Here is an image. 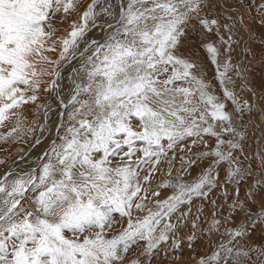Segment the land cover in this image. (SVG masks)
<instances>
[{
  "label": "snow or ice",
  "instance_id": "1",
  "mask_svg": "<svg viewBox=\"0 0 264 264\" xmlns=\"http://www.w3.org/2000/svg\"><path fill=\"white\" fill-rule=\"evenodd\" d=\"M209 3L109 0L105 6L104 0H91L70 30L57 36V23L79 11L80 0H0V125L18 115L14 110L22 104L38 99L45 65L78 57L80 68L73 72L82 76L80 82L73 79L64 105L73 111L65 125H58L63 135L57 132L37 167L0 174V264H146L127 256L142 242L140 255L152 257L177 227L170 218L217 186L216 166L227 164L228 182L239 184L252 176L256 161L244 167V134L234 122L254 105H241L227 86L233 66L230 58L221 64L219 57L221 46L224 53L231 49L232 29L205 11ZM101 13L108 19L98 25ZM98 26L107 28L102 41L88 39ZM197 31L200 46L216 65L224 98L235 105L232 110L210 90L198 59L185 50L189 34ZM57 45L60 55L54 62L46 53L57 51ZM52 75L58 77L59 70ZM186 140H191L188 151L203 144L208 150L198 159L211 163L191 183L158 185L173 191L152 199L154 208L148 207L146 201L160 192L146 185L168 151ZM196 163L188 159V165ZM259 168L264 173V153ZM188 170L182 165L181 174ZM238 205L251 222L236 225L234 216L221 221L214 212L206 232L218 242L210 239L209 251L196 264H264V240L257 245L251 239L257 225L264 231V198L255 220L247 201L237 196L231 207ZM188 215L183 212L177 220ZM229 221L235 226H226ZM173 246H178L175 241Z\"/></svg>",
  "mask_w": 264,
  "mask_h": 264
},
{
  "label": "rangeland",
  "instance_id": "2",
  "mask_svg": "<svg viewBox=\"0 0 264 264\" xmlns=\"http://www.w3.org/2000/svg\"><path fill=\"white\" fill-rule=\"evenodd\" d=\"M210 1L205 11L210 16L217 17L221 25L228 24L232 29L231 49L229 52L224 53V47L221 46L220 51L223 55L219 57L221 64H223L225 58H230L229 62L233 66L232 70L228 73L231 83L227 86L235 93L241 105L245 101L249 105H253L252 101H255V107H251L250 110L245 109L242 118L234 122L237 130L244 134V139L240 141L243 153L247 156V159H244V167H248L252 160L256 161L251 166L253 174L246 180L236 184L235 182L225 180L227 164L216 166V171L212 175L217 177V186L212 187L210 190L206 188L205 191L208 192L207 197H194L189 204L182 206L170 218V222L177 225V227L174 232L169 233V239L158 245L150 258L140 255L142 251L141 242V246L134 247L128 254V260L139 258L141 261H145L146 264L149 260L150 264H196L197 260L209 251V240L218 242L217 236L213 235L209 237V234L206 232L213 219L214 212L216 213L215 218L221 221L224 220L225 216H234L236 225L240 224L241 221L250 223L251 221H248L245 216L246 209H241L239 205L236 209L231 207L233 200L238 196L240 201H247V208H250L253 213L252 220H255V213L259 210L262 198H264V183H257V181L264 180V173L259 168V155L264 153V116L261 114L264 111V19H262L264 18V9L260 8V5L264 2H261V0ZM251 1L255 3H250ZM90 2L91 0H80L79 11L72 13L62 24L57 23V27L59 28L57 36L63 35L67 30H70V23L74 20H79L80 12ZM108 2L109 0H104L105 6ZM111 2L118 3L119 0H111ZM239 9L240 12L244 13L243 16L245 17L243 20L244 22L246 21L249 29V32L245 34L240 33L238 29L240 23L236 15H239ZM107 19L108 17L102 13L98 17L100 23ZM94 29L95 32L89 34L88 38L90 40L91 37L95 39L100 34V40L98 41H102L107 32L106 26L104 28L98 26ZM221 32L227 37L228 33L225 29L221 28ZM200 39L198 31L190 33L189 38L185 42V50L198 59L203 68L205 79L210 85V90L215 93L221 102L225 103L227 109L232 110L235 105L232 101L224 98L220 84L215 78L216 65L210 63L206 52L200 46ZM210 39L216 40L217 38L212 36ZM239 53L241 57L237 61ZM46 54L54 62L59 60V45H57V51ZM62 62L63 60H59V64L52 63L44 66L47 69V74L40 77V86L35 93L38 99L35 102L29 101L26 104H22L18 109L14 110L18 115H10L9 119L0 125L1 174L9 171L19 172L21 170L32 169L31 167H29L30 169L23 168L29 166L37 158L40 150L48 142L53 123L57 116L56 114L60 108L59 101L66 99L65 104H67L73 88V79L77 82H80L82 79V76L73 72V69L80 68L81 61L79 58L68 69L60 71L58 77L52 75L54 70H59L60 63ZM53 81L56 83L55 88L51 87ZM58 87L59 91L60 87L62 89L61 100L59 98L58 100L54 99V94ZM31 94V92L28 93V95ZM58 102L59 104L56 105ZM76 106L78 107V105ZM71 111H73L71 105H68L66 109L64 108L65 116H59L57 123L65 125L67 123V113ZM46 112L47 117H45ZM60 121L62 122L60 123ZM41 125H45L43 132L40 130ZM13 128H16L17 131L8 135ZM58 132L60 135H63L62 128L59 127ZM52 134L56 136L55 128H53ZM37 138H39L40 143L36 142ZM52 142H49V144ZM162 143L166 144V142ZM208 143L210 146H214L215 140L208 138ZM190 144L191 140H186L184 144L177 146L173 150H169L167 156L161 159L158 170L153 175L150 184L146 185L150 190L157 189L160 192V196L150 197L146 201L148 207L154 208V205L151 203L152 199H163L171 195L173 191L171 188L158 189V185L165 182L175 183L177 180L183 183H191L211 163V160L208 159H198L200 152L208 150L203 144L196 145L191 151H188L187 146ZM181 148L185 150L181 151ZM236 154L240 155V150H237ZM181 157H184V159L182 160ZM189 158L197 160V163L195 165H188ZM182 165L189 168L183 174H181ZM5 167L10 168L5 170L3 169ZM146 171L147 167L141 172V176ZM250 195L255 202L249 199ZM212 201L216 203L213 204ZM189 211L190 215L184 218L183 221L177 220V217H180L181 213ZM143 214L134 212V216ZM114 215L118 217V214ZM167 222L169 221H165V223ZM193 223L197 225L196 228H193ZM226 226L235 225L229 221ZM221 231H223V228H221ZM193 234L195 235V239L190 242L188 236ZM251 239L257 245L264 240V231H262L261 226H256V230L251 233ZM174 241L178 246H173ZM253 259H255V255H253Z\"/></svg>",
  "mask_w": 264,
  "mask_h": 264
},
{
  "label": "bare ground",
  "instance_id": "3",
  "mask_svg": "<svg viewBox=\"0 0 264 264\" xmlns=\"http://www.w3.org/2000/svg\"><path fill=\"white\" fill-rule=\"evenodd\" d=\"M233 12V11H232ZM239 15L237 16L236 15V17L239 19L238 21H239V23H240V27H238V29H239V32L240 33H248L249 32V29H248V26L246 25L247 23H246V21L244 22V20H243V18L245 17V16H243L244 15V13L243 12H240V9H239ZM102 23H104V22H102ZM102 23H100V21H98V24H102ZM238 23V22H237ZM95 29L93 28L91 31H89V33H88V35L89 34H92L93 32H95L94 31ZM96 37V36H95ZM245 37V36H244ZM94 38V37H93ZM88 39H90V38H88ZM91 39H92V37H91ZM94 40H100V34L94 39ZM81 47H83L82 45H81ZM239 49V48H238ZM75 63V62H74ZM76 74V73H75ZM71 83H72V80H71ZM57 84H60V83H57ZM64 87V86H63ZM61 93H62V89H61V87H60V91H59V87L57 88V90H56V93L54 94V99L55 100H58V98L61 100ZM64 97V96H63ZM60 102V108H59V110H58V113L56 114L57 116H56V119H55V122L53 123V126H52V130H51V135H50V138H49V140H48V142L46 143V145H44V148L43 149H41L40 150V153L38 154V156H37V158L29 165V166H27L26 168H23V169H28L29 167H31V168H35V167H37V165H38V163H39V160H40V158L43 156V154L45 153V151L48 149V147H49V142H52L53 141V139L56 137V136H54L53 134H52V132H53V128H55V133L57 134V132H58V130H59V127H58V125H61L62 123V121L64 120H62V121H60V123L61 124H58L57 123V120H58V118H59V116H61V117H63V116H65V112H64V105H66L65 103H66V99H64V101L62 100V101H59ZM59 102L56 104V105H58L59 104ZM261 114H263V116H264V111L261 113ZM62 119V118H61ZM260 122V121H259ZM58 129V130H57ZM57 131V132H56ZM14 166H16L15 164H13ZM11 167V166H10ZM10 167H8V168H3V169H5V170H7V169H9ZM24 167V166H23ZM30 169V168H29ZM1 168H0V174H1ZM4 173V172H3Z\"/></svg>",
  "mask_w": 264,
  "mask_h": 264
},
{
  "label": "water",
  "instance_id": "4",
  "mask_svg": "<svg viewBox=\"0 0 264 264\" xmlns=\"http://www.w3.org/2000/svg\"><path fill=\"white\" fill-rule=\"evenodd\" d=\"M81 48H82V47H81ZM240 57H241V54L239 53V54H238V57H237V61H239ZM77 59H78V57H77ZM75 60H76V59H73V60H71V61H68L67 59L63 60V62L60 63L61 65H60V68H59V72H60V71H65L66 69H68L70 66L73 65V63L75 62ZM252 100H253V99H252ZM254 102H255V101H252V103H253V105H254V107H255Z\"/></svg>",
  "mask_w": 264,
  "mask_h": 264
},
{
  "label": "crops",
  "instance_id": "5",
  "mask_svg": "<svg viewBox=\"0 0 264 264\" xmlns=\"http://www.w3.org/2000/svg\"><path fill=\"white\" fill-rule=\"evenodd\" d=\"M230 1V0H228ZM211 2V1H210ZM254 1H251L250 3H253ZM261 2H264V0H261ZM255 3V2H254ZM210 4V3H209ZM213 7V6H212ZM218 15V14H217ZM219 16V15H218Z\"/></svg>",
  "mask_w": 264,
  "mask_h": 264
}]
</instances>
